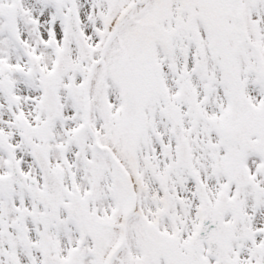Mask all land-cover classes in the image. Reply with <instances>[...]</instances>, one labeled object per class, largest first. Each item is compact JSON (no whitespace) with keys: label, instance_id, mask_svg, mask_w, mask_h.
Here are the masks:
<instances>
[{"label":"snow or ice","instance_id":"6c2138e0","mask_svg":"<svg viewBox=\"0 0 264 264\" xmlns=\"http://www.w3.org/2000/svg\"><path fill=\"white\" fill-rule=\"evenodd\" d=\"M0 264H264V0H0Z\"/></svg>","mask_w":264,"mask_h":264}]
</instances>
